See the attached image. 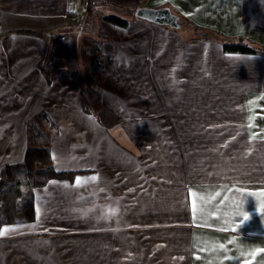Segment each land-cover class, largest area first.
Wrapping results in <instances>:
<instances>
[{
  "label": "crops",
  "instance_id": "crops-1",
  "mask_svg": "<svg viewBox=\"0 0 264 264\" xmlns=\"http://www.w3.org/2000/svg\"><path fill=\"white\" fill-rule=\"evenodd\" d=\"M110 1L135 8L171 5L198 26L264 45V0ZM80 2L0 0V176L24 158L28 107L43 110L56 124L49 131L54 168L77 171L35 187L32 219L1 226L0 264H264V57L224 52L217 42L191 38V27L172 30L136 17L129 28L101 23L100 51L113 62L99 83L92 82L84 67L91 62L93 34L78 30L75 39L72 33L42 38L16 32L73 22L78 16L69 12L79 13ZM7 30L8 40L1 37ZM131 53L135 62L152 64L151 77L135 76L136 88L125 70L133 64ZM171 61L180 65L174 76L163 69L169 71ZM225 61L258 69L248 71L244 64L231 69L234 74L180 76L192 62ZM40 64L54 71L51 81ZM180 80L187 83L188 101L175 108L167 98ZM251 81L253 86L241 87ZM172 83L167 94L160 90V84ZM119 84L129 94L118 95ZM115 98L134 101L135 113H122L128 109ZM26 99L28 104L17 103ZM113 113L135 116L134 122L107 123ZM73 115L85 122H71ZM215 172L220 175L211 176ZM113 198L121 205L118 233L83 215L94 199Z\"/></svg>",
  "mask_w": 264,
  "mask_h": 264
},
{
  "label": "trees",
  "instance_id": "trees-1",
  "mask_svg": "<svg viewBox=\"0 0 264 264\" xmlns=\"http://www.w3.org/2000/svg\"><path fill=\"white\" fill-rule=\"evenodd\" d=\"M85 0H81L80 4ZM109 3L108 0H88V5L85 6V11L89 12L91 9L98 4V6L103 7L107 6ZM159 7L163 8H173L171 5L168 7L166 5H160ZM69 15L73 19L77 17L76 20L70 22L64 26L57 28H50L47 30H38V29H17V33L37 35V36H52L54 38L62 36L66 33L74 34L75 39H78L77 31H83L80 28L81 24L85 23L82 27H89L88 31L85 33H90L93 28L97 27V19H86V16H82L81 12L73 13L69 12ZM97 17V16H96ZM108 20L113 23H117L123 26L128 25L130 19L121 18L116 15H102L100 19ZM176 26L170 28H179L183 29L186 26L188 30L191 27V38H198L205 41H214L221 45V48L224 52L228 53H245V54H258L264 57V45L244 36V35H227L221 31L201 27L194 24L190 19L184 17L182 14H175ZM167 27V26H166ZM80 28V29H79ZM100 28V26H99ZM11 31H5L2 33L1 37L8 36ZM48 35V36H46ZM84 36V35H83ZM83 36H81L83 38ZM100 36V35H99ZM78 37V38H77ZM105 39V37L100 36L96 37V41L92 38V42L95 44L97 51L101 50L100 41ZM101 41V42H102ZM1 43V39H0ZM105 55V54H104ZM100 53V57L105 59L107 66L104 72H107L111 68L113 62V57L111 55H105ZM98 56H96L97 67L103 68L102 61H99ZM93 64V62H91ZM40 69L49 75L47 77L48 81H51L52 77L55 75L49 68L44 67L40 64ZM264 86V81H263ZM88 105V104H87ZM86 106V103H85ZM89 106V105H88ZM88 106L85 108L88 109ZM92 109V108H91ZM95 112L97 109L93 106ZM98 114V113H97ZM46 116L47 122L50 128H55L56 124L51 120L48 115ZM99 118V115L97 116ZM27 130V143L24 158L21 162L13 163L2 170L0 176V228L4 224L13 223L24 219L29 221L34 217L35 205H34V189L37 186L44 185L51 178H71L77 171L74 170H57L53 166L52 162V150L50 145V132L47 133L41 126L36 122H31L26 127Z\"/></svg>",
  "mask_w": 264,
  "mask_h": 264
},
{
  "label": "rangeland",
  "instance_id": "rangeland-1",
  "mask_svg": "<svg viewBox=\"0 0 264 264\" xmlns=\"http://www.w3.org/2000/svg\"><path fill=\"white\" fill-rule=\"evenodd\" d=\"M109 1V3H108V5L107 6H103V7H100V6H98V4H96L92 9H91V11H89V12H86L85 11V6H86V4L88 3V0H85L84 2H83V5H82V3L80 4V12H81V15L84 17V16H86L87 18L86 19H97V27H95V28H93V30L92 31H90L95 37H100L99 36V33H100V28H99V26L101 25V23H106V22H108V23H110V24H112L113 25V30H115V29H119L120 27H122L123 25H121L120 26V24H117V23H113V22H109L108 20H104L103 18L102 19H100V17L102 16V15H104V14H106V15H116V16H118V17H121V18H128V19H130V23L128 24V25H126V26H123V28H129V26H130V24H131V21L134 19V18H136L137 16H136V13H135V11H136V8L135 7H133V5H120V4H116V3H113L112 1H110V0H108ZM88 5V4H87ZM172 14H174V16H175V14H178L177 12H175L172 8L170 9V8H167ZM97 16V17H96ZM143 20V19H142ZM175 21H176V19H175ZM85 23H83V24H81V26H80V28L81 29H83L84 30V32H86V31H88V29H89V27H82L83 25H84ZM158 24V23H157ZM159 26H162V27H166V28H170V25H168V24H158ZM185 27L186 26H188V25H184ZM172 27H175V26H172ZM79 28V29H80ZM172 29V28H171ZM174 29H178V30H181V29H179V28H174ZM174 29H172V30H174ZM11 35H13V34H11ZM9 36V35H8ZM16 37H18V36H16ZM43 38V37H42ZM44 38H49V37H44ZM82 37H80V39H81ZM3 39H6V40H8L7 39V37H5V38H3ZM83 39H86V37L85 36H83ZM53 41V40H52ZM100 41V39L98 40V42ZM109 41H112V42H114L113 40H110L109 39ZM42 43V45H44L43 44V42H41ZM89 44H91L92 45V47L90 48L89 47V49H88V51H89V56H90V58H89V61H91V62H93V64L90 62L89 64H86V66L84 67V74L86 75V77L87 78H89V81H92V82H97V83H99V80L103 77V73H104V70H105V68H106V66H107V62H106V60L105 59H102L99 55H100V53H101V51H97L96 50V46H95V44L93 43V42H89ZM100 46L101 45H103V44H101V42H100V44H99ZM205 46L206 45H208V47H207V49H209L210 50V46H211V44L209 43V42H207V44H204ZM210 47V48H209ZM6 48H7V51L9 52V53H11V51H12V49L9 47V45H6ZM22 48V46L21 47H19V49H21ZM24 48L26 49V45H25V43H24ZM132 49H134V47H132ZM208 50V51H209ZM47 52L48 51H50V49H47L46 50ZM113 52H115V48H113V50H112V52L111 53H113ZM210 52V51H209ZM149 53V51H146V54H148ZM151 54V53H150ZM214 55L216 54V52L215 53H213ZM247 55H249V54H247ZM247 55H244L245 57H248ZM251 55H257V54H251ZM96 56H98V57H100L99 58V61H102V64H103V68H101V67H97V64H96ZM82 57H83V53H82ZM179 57H180V59H182V53H180L179 54ZM128 59L130 60V61H132L133 62V64L131 65V66H127L126 68H125V70H126V74H127V76L128 77H131V79H130V82H131V84H130V86L133 88H136V84H135V81H134V79H135V76H137V79H138V77H140L141 75H142V72H143V75H142V78H143V81H145V79H144V74L146 73V75L147 76H150V73L152 72V64H151V61L149 60V63H148V60H146V59H144L143 60V65L140 63V61H138V62H135L134 61V58H133V56H132V53H131V56L130 57H128ZM215 59H218V55L216 56V58ZM78 60H79V62H80V64L81 65H83V63L85 62V60H82V58L80 57V55L78 56ZM176 61H179V60H176ZM244 64H247V68H248V71H256L258 68H257V66H254V65H252V63H250V62H248V63H245V62H243V61H239V63H236L235 65H231V62H229V61H225V62H222V64L220 63V62H218L217 64H215L214 62H211V63H208V62H206V63H204L202 66H198V65H196V66H194V62H192L191 63V68L188 70V69H186V67H185V69H184V71H180V76H187V75H190V76H196V75H218L219 73H220V70H225V71H229L230 72V74H234V71H231V69H235L237 66H239V65H244ZM186 66H187V64H186ZM87 68L89 69V71H90V75L88 74V70H87ZM165 71H166V73H168L170 76H174V74H175V69H179L180 70V65L179 64H177V65H174V63H173V61H171V63H170V65H169V71L166 69V68H163ZM53 73H54V71H53ZM89 76H88V75ZM151 77V76H150ZM154 77H156L155 75H154ZM170 78H168V80H169ZM117 80V79H116ZM108 81H110V79H108ZM174 81H176V80H174ZM205 84V86H207V87H209V84L208 83H204ZM150 84H148L147 85V87L149 86ZM255 85H258V83L257 82H255ZM120 86V87H119ZM119 86L118 87H114V90L117 92V94L118 95H123V93H125V94H129V91L127 90V88H125V87H123V88H121V84H119ZM174 85H173V83L172 84H169L168 86L167 85H162V84H160V90H163L164 92H165V94H167V91L165 90V88L167 87L168 89H172V87H173ZM186 86H187V83H183L182 84V81L180 80V81H177V86L174 88V92L173 93H169L168 95H169V98H167V100H169L170 102H173L174 101V107L175 108H179L180 107V105L182 104V103H184V102H186V101H188V99L186 98V95H187V92H186V89L184 90V88L183 87H185L186 88ZM242 86H247V87H250V86H253V82L251 81V85H244V84H242L241 85V87ZM152 87H153V93L150 91V88H148V92H147V96H146V98H147V104H148V107H150L151 108V98H152V96L154 95L155 97H156V94H155V88H156V86H153L152 85ZM119 88H121V90H119ZM123 92V93H122ZM130 95H131V93H130ZM172 95H174V100L173 99H171V96ZM24 96L25 97H27L28 96V94L27 93H25L24 94ZM33 97V96H32ZM128 99V98H127ZM171 99V100H170ZM2 100H3V98L1 97V95H0V108H2L1 106H2ZM129 100V99H128ZM7 101V100H6ZM114 102L116 103V104H124L125 106H126V108L128 109V111H122V113H125V112H132L133 114L135 113V108H136V105H135V103H134V101H132V100H129L126 104L124 103V102H122L121 100H119V99H116L115 98V100H114ZM16 103V102H15ZM17 103H20V104H22V103H25V104H28L29 103V101L26 99V100H23V101H17ZM32 103L33 104H35V103H37L38 104V101L34 98L33 99V101H32ZM187 103V102H186ZM173 105V103L171 104V103H169L166 107H171ZM187 106V105H186ZM185 106V107H186ZM14 109H16V110H18V111H22V107L21 106H17V107H15ZM26 114H27V120H26V122H25V125L26 126H28L29 124H31V122H36V123H38L40 126H41V128H43L44 130H45V132H47V133H49V124H48V122H47V119H46V116H44V114H43V110H38V109H36L35 107H33V108H29L28 107V110H26ZM12 116H14V115H12ZM154 117V116H153ZM135 119V116H131V115H129V117H127V116H124V118H121V115L119 116V115H115L114 113L113 114H111L110 116H108L107 117V119H108V122L107 123H110V124H113V123H116V124H119V123H122V122H134V119ZM171 118H175V119H177V118H179V117H171ZM145 119H143V121H144ZM71 122H85L83 119H82V121L80 120V118L79 117H77V116H75V115H73L72 117H71ZM91 121H89V123H90ZM231 130V129H230ZM226 135H227V133H226V129L224 130V136H223V139H225V138H227L226 137ZM50 136H51V138H52V135L50 134ZM175 137H176V135H175ZM52 142V141H51ZM261 162H264V160H260ZM201 165V164H200ZM199 165V166H200ZM194 167H197L198 166V164H194L193 165ZM217 175H220V173H217V172H215V173H211V176H217ZM174 197H178V194L177 193H174Z\"/></svg>",
  "mask_w": 264,
  "mask_h": 264
},
{
  "label": "clouds",
  "instance_id": "clouds-1",
  "mask_svg": "<svg viewBox=\"0 0 264 264\" xmlns=\"http://www.w3.org/2000/svg\"><path fill=\"white\" fill-rule=\"evenodd\" d=\"M83 215L90 216L96 224H104L107 231L118 233L122 230L120 224L121 205L118 198L91 206L84 211Z\"/></svg>",
  "mask_w": 264,
  "mask_h": 264
},
{
  "label": "water",
  "instance_id": "water-1",
  "mask_svg": "<svg viewBox=\"0 0 264 264\" xmlns=\"http://www.w3.org/2000/svg\"><path fill=\"white\" fill-rule=\"evenodd\" d=\"M135 13L137 17L150 22L168 24L170 26L177 25L174 14H172L167 8L140 5L136 7Z\"/></svg>",
  "mask_w": 264,
  "mask_h": 264
},
{
  "label": "snow or ice",
  "instance_id": "snow-or-ice-1",
  "mask_svg": "<svg viewBox=\"0 0 264 264\" xmlns=\"http://www.w3.org/2000/svg\"><path fill=\"white\" fill-rule=\"evenodd\" d=\"M96 178L95 177H93L92 178V180L94 181ZM82 184V181L81 180H77L76 181V185L77 186H80ZM110 199V198H109ZM98 204V202L94 199L93 200V206H95V205H97ZM261 211L262 212H264V207H262V209H261ZM241 218H242V221H246V220H248V214L247 213H241ZM4 231H8V229H5ZM4 234V232H0V235H3Z\"/></svg>",
  "mask_w": 264,
  "mask_h": 264
}]
</instances>
